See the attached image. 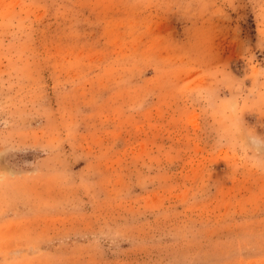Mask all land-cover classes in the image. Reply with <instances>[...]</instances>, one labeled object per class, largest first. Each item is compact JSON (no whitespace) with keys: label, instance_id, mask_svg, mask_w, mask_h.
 <instances>
[{"label":"rangeland","instance_id":"obj_1","mask_svg":"<svg viewBox=\"0 0 264 264\" xmlns=\"http://www.w3.org/2000/svg\"><path fill=\"white\" fill-rule=\"evenodd\" d=\"M0 264H264V0H0Z\"/></svg>","mask_w":264,"mask_h":264}]
</instances>
